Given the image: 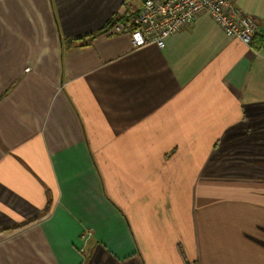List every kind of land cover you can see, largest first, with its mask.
<instances>
[{
    "label": "crops",
    "instance_id": "0c3cea01",
    "mask_svg": "<svg viewBox=\"0 0 264 264\" xmlns=\"http://www.w3.org/2000/svg\"><path fill=\"white\" fill-rule=\"evenodd\" d=\"M144 1L54 0L59 26L51 24L50 30L57 35L55 45L45 18L39 15L35 21L31 14L37 3L42 11L48 3L14 0L22 8L23 20L38 30L41 39L38 46L17 45L10 58H2L11 62L6 71L13 82L0 89L5 94L0 99V152L9 154L0 157V264H246L239 258L245 250L234 246L233 239L209 240L195 233V238L187 233L182 239L165 238L155 225L139 234L84 135L90 134L96 118L126 119L143 127L152 125L145 119L192 118V80L201 73L194 88L206 95L196 84L208 73L209 79L216 78L220 95L230 94V103L236 105L221 106L216 114L226 123L217 132L220 139L214 150L217 156L230 155L233 163L214 168L215 182L264 186V0L232 2L237 12L257 21L258 32L249 46L227 38L208 15L170 37L163 49L135 48L127 34L107 33L109 20L136 13ZM53 17L51 12L47 21ZM92 34H96L93 40L69 41ZM16 60L19 66L26 61L33 72L25 75L23 67L16 71ZM180 103L183 109L177 111ZM34 150L39 152L35 165L48 167L51 173L53 201L48 214L33 222L29 220L48 193L43 191L44 199L38 193L31 212L26 206L33 197L31 176L16 174L13 165L10 170L4 163L10 158L17 166L18 155L31 165ZM186 173L173 174L182 179ZM220 186L213 194L224 190ZM261 187L252 190L254 198L260 197ZM170 202L172 209V196ZM166 210L159 208V216L167 215ZM187 214L190 221V211ZM23 222L27 224L16 228ZM181 226L186 232L198 231L188 223ZM224 246L230 251L225 253ZM256 251L258 264H264V249Z\"/></svg>",
    "mask_w": 264,
    "mask_h": 264
},
{
    "label": "rangeland",
    "instance_id": "374dc122",
    "mask_svg": "<svg viewBox=\"0 0 264 264\" xmlns=\"http://www.w3.org/2000/svg\"><path fill=\"white\" fill-rule=\"evenodd\" d=\"M46 2L48 6L44 11L39 3L34 8L35 11L30 9L35 21L39 15L45 18L49 31L53 28L50 26L51 24L58 27L59 23L55 13L54 0H45ZM51 12L54 16L53 21H47L50 19ZM21 15L22 8L18 7L14 0H0V82L10 81L5 82L3 86H0V89L8 88L13 82L11 74L7 73L12 68L10 67L11 62H5L6 59L2 60L8 55L10 58L11 48H16L17 45L19 48H25L26 42H34L36 46L40 45L41 37L38 30L34 32L29 22L24 21L26 19ZM113 20H109L105 27L108 28ZM40 26L41 24H38V27ZM49 37L54 40L52 44H58L57 35L52 30L49 31ZM50 38L47 40V44L50 43ZM77 40L81 39L75 38L69 41L77 42ZM15 62L16 71H20L23 67L25 75L33 72L32 66H25L26 61L20 66L17 60ZM6 74L7 77L4 78ZM200 75L201 73L197 72L196 78L192 80V118L145 119L149 122L144 124L150 125L152 122L151 126L145 127L140 123L137 125L138 122L130 123V120L126 121V119L96 118L90 126V134L84 135V137L88 140L89 145L91 143V152L100 162L101 171H105L111 178V186L117 189L127 212L129 209L130 219L139 234L142 229L155 225L160 226L159 231L166 235L165 238H168V235L171 237L173 235V237L178 236L182 239L185 233L189 237L195 238V233L196 236L202 234L209 240L233 239L234 246L240 244V248L244 249L246 253L239 257L240 261L244 260L246 264H258L256 250L264 249V186H262L263 183L215 182L216 176L215 173H212L215 171L214 168H223L221 164L228 168L233 163L230 155L217 156V151L214 150V144L217 139H220V137L216 138L217 132L226 123H222V120L219 121L216 114L221 111V106L231 109V106L236 105L230 103V94L220 95L218 86H215L216 78L209 79L208 73L201 82L196 84L197 89L205 90L206 95L196 93L194 82ZM65 91L63 89L64 93ZM0 95L1 99L5 94L1 92ZM179 96L176 95L175 98L178 99ZM180 108L183 109V103L177 105V111ZM205 114L209 116L204 117ZM139 121L142 123L141 120ZM120 124H127L133 128ZM130 130H134L135 133H131ZM150 130L152 133H149ZM34 138L35 135L32 136V139ZM29 147H32V144H29ZM33 147L36 148L35 145ZM38 153L35 150L30 153L31 165L20 156L15 155L18 161L21 160L19 163L14 154L13 159L17 166L10 158L8 162L4 163L10 170L13 165L16 174L31 176V197H33L30 200L31 204L29 202L30 205L26 203V206L31 208V212L38 202L34 199L38 198V193H41L43 199V191L48 193L47 201H44L42 208L38 205L37 209L40 211L38 210L35 217L31 218L33 222L48 214L53 201L52 176L48 167L35 165V156ZM3 154L5 157L9 155L7 151ZM3 154L0 152L1 158H3ZM2 168L1 166L0 171ZM175 171H186L187 173L181 179L178 174L174 176ZM167 174L171 175L167 176ZM199 179L202 181L198 182ZM220 185H223L224 190L213 194L215 189L221 187ZM165 187L167 188L166 192ZM258 187H261L260 197L254 198L252 190ZM164 195H166V199L163 198ZM253 207L258 210L252 209ZM159 208L167 209V215L159 216ZM189 211L190 221L189 214H187ZM191 221L193 224L190 223ZM182 223L191 224L198 231L186 232L185 227L179 228ZM172 225L177 228H172ZM230 249V246H224L225 253Z\"/></svg>",
    "mask_w": 264,
    "mask_h": 264
},
{
    "label": "built area",
    "instance_id": "2783aa9c",
    "mask_svg": "<svg viewBox=\"0 0 264 264\" xmlns=\"http://www.w3.org/2000/svg\"><path fill=\"white\" fill-rule=\"evenodd\" d=\"M233 0H145L133 14H122L108 34H127L131 45L165 48L173 35L185 30L197 18L208 15L229 39L251 45L258 32L257 21L237 12ZM261 50L264 54V37Z\"/></svg>",
    "mask_w": 264,
    "mask_h": 264
},
{
    "label": "trees",
    "instance_id": "16d2710c",
    "mask_svg": "<svg viewBox=\"0 0 264 264\" xmlns=\"http://www.w3.org/2000/svg\"><path fill=\"white\" fill-rule=\"evenodd\" d=\"M118 19L119 18H116V19H114L111 23H110V25L108 26V28L110 27V26H112L113 25V23H115L116 21H118ZM96 37V34H92V35H90V36H87V37H85V38H80L81 40H77V42H84L86 39H88V38H90V40H93L94 38ZM84 40V41H83ZM30 221H32V220H30ZM25 224H27V223H22V224H20V225H17L16 226V228H18V227H20V226H23V225H25Z\"/></svg>",
    "mask_w": 264,
    "mask_h": 264
}]
</instances>
